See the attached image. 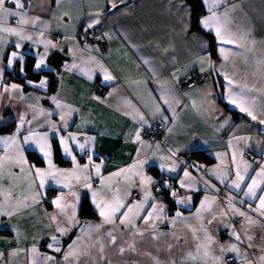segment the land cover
<instances>
[{"label":"crops","instance_id":"0c3cea01","mask_svg":"<svg viewBox=\"0 0 264 264\" xmlns=\"http://www.w3.org/2000/svg\"><path fill=\"white\" fill-rule=\"evenodd\" d=\"M24 2L26 7L22 11L28 23L20 25L10 18L7 26L22 27L24 36L32 39L0 33V84L3 85L0 87V127L13 125L10 132L0 133V137L17 136L14 145L0 144V157L12 158L5 159L4 167L0 168V205L4 211L12 213L0 215V230H4L0 233V253L3 254L0 264H45L43 258L48 256L65 264L63 251L82 235V229L80 247L90 254L81 255L80 264H155L153 257L161 264L170 261L181 264L187 253L195 249L196 241L190 228L199 230L202 225L213 240L212 249L217 244L235 243L228 235L233 228L244 238L242 225L248 222L228 210L230 196L236 208L258 223L247 227L254 247L249 248L246 243L239 245L241 251L249 253L248 258L237 257L231 252L224 257H233V264H249V261L259 264L257 257L264 255L260 250L264 245V227L261 226L264 217L250 210V206H258V200H250L242 191L226 185L235 179L239 167L245 175L241 187L246 191L250 178L264 167V124L259 123L264 118V0H224L217 9L219 14L226 13L221 21L239 45H222L229 50L227 61L219 54L214 31L211 34L215 39V58H212L207 36L190 29V7L185 0H124L115 9L111 7V0ZM6 7L12 8V5ZM207 15L206 11L201 18ZM89 24L102 31L107 53L102 54L94 43L79 41L81 27ZM45 43H48L47 52ZM13 52L17 53L16 58L12 57ZM30 56L35 60V71L44 70L49 74L35 81L27 79L26 84L15 79L6 80L7 70L24 74V64ZM41 56L46 67L36 69ZM210 64L216 68L211 69ZM105 70L112 76L111 80L104 79ZM191 72H200L204 79L199 84L179 89L180 81ZM225 74L233 79L236 102H243V106L250 108L258 118L256 121L228 103L229 86ZM42 80L48 81L47 86L36 87ZM96 83L104 86L100 97L94 95ZM13 84L19 87L12 90ZM165 92L170 105L159 99ZM53 96L64 107L57 108L52 102ZM220 99L247 119H236ZM41 109L52 115L41 114ZM62 115L67 127L63 126ZM141 115L146 124L139 119ZM21 118L24 120L22 127ZM155 124H161L163 129L157 139L148 134ZM51 125H56V129ZM32 133L48 136L51 160L56 169L71 172L76 167L72 156L81 168L89 165L87 183L91 188L85 185L83 173H77L79 182L70 178L69 187H64L63 178L57 183L46 177L44 187L40 188L35 168L46 170L48 163L35 142L24 143V138ZM137 133L140 141L135 138ZM69 135L76 137V141H68L72 156L64 153L60 143L62 137ZM53 141L58 144L66 164L54 161ZM79 143L86 145L83 151ZM29 150L34 151L42 163L31 161L27 156ZM194 151L207 152L212 161L185 156ZM247 151L252 152L256 160L246 157ZM21 154L26 164L14 162ZM139 161L144 163L132 168ZM93 165H100L99 175ZM122 169L131 171L114 175ZM136 171L143 177H150L154 183L141 185V177L133 176ZM154 171H158L159 176ZM185 172L190 173V179L185 178ZM225 173L227 178L221 183ZM181 181L185 182L183 188ZM117 190L126 205L139 203L148 195L141 216L152 210L149 205L159 204L164 210L163 222L156 220V228L147 231L140 219H136L135 228L121 225L119 219L114 224H103L99 209L92 202V193H100L97 199H110ZM172 192H176V196ZM60 196L64 197L61 204L70 206L65 212L74 211L76 220L81 222L64 237L52 231L57 223L67 219L52 203ZM84 199L90 202L95 217L81 218L79 209ZM180 200L185 203H178ZM241 200L245 203L241 204ZM202 202L206 208L210 205V210L201 211L197 219V209ZM124 211L126 207L120 210ZM221 211L227 214L221 216ZM177 212L180 218L176 217ZM53 215L57 216V221L50 219ZM97 224L103 226L98 230L88 227ZM137 230L144 232L143 237L133 236ZM109 231L116 236L115 244L110 242ZM156 233L165 235L153 239ZM52 235L60 240L61 253L47 247L52 243ZM198 235L203 237L204 232L198 231ZM101 244L103 259L99 252ZM128 244H135L136 250H127ZM119 247L126 251L120 254ZM187 264L200 262L188 261Z\"/></svg>","mask_w":264,"mask_h":264},{"label":"snow or ice","instance_id":"6c2138e0","mask_svg":"<svg viewBox=\"0 0 264 264\" xmlns=\"http://www.w3.org/2000/svg\"><path fill=\"white\" fill-rule=\"evenodd\" d=\"M202 2L206 6V11L209 13V15L202 17L198 21V25L201 27L202 30L207 31L209 34H211L213 31L215 32V36L218 41V46H219V54L222 56L223 60L227 61L229 59V56L227 52L229 50H226L222 45L225 44H231V45H236L237 40L235 37H233L227 29L224 27V24L221 21V16L226 15L225 14H219L217 9L220 7L222 3H224V0H202ZM118 3H124V0H111V7L113 9L117 8ZM7 4H11L12 8L6 7ZM26 4L24 0H0V33H9L12 35H16L23 38L27 39H32L31 36L25 37L24 36V29L17 28V27H10L7 26L8 20L10 18L16 19L17 22L20 25H25L28 23V20L25 18V14L23 13V9H25ZM20 10V11H17ZM93 25L89 24L88 27L91 28ZM50 43V42H49ZM19 47V45H17ZM52 47H56L55 44H52ZM48 50V43H45V52ZM12 57L16 58L17 53L13 52ZM22 59V57H21ZM210 60V56H209ZM12 61L9 60V65H11ZM147 63V61H145ZM42 66H45V59L43 56H41L39 62L35 65L36 69H41ZM65 67H69L68 65H65ZM71 67H75V65H72ZM222 67V66H221ZM211 69H215L216 65L210 64ZM203 72L204 69H201ZM91 78V77H89ZM104 79L111 80L112 76L107 73L105 70V76ZM224 79L227 81V84L229 86V96H228V103L234 104L241 112H244L247 114V116L251 117L253 121H256L258 118L257 116L253 113L250 108L243 106L242 103H237L236 99L234 98V90H233V79L229 77L227 74L224 75ZM31 83V82H29ZM48 84V81L42 80L39 85H36V87L39 88H45ZM0 87H3L2 84H0ZM19 86L18 85H11V89L15 90ZM238 87V86H237ZM5 91H9V89L5 88ZM163 91V88H162ZM170 91V90H169ZM52 102L56 105L57 108H62L60 102L57 100L56 96H53ZM160 100H162L163 104L165 105H170V101L168 98V93L165 92V94L161 95L159 97ZM159 110V106H158ZM41 114L51 116L52 113L48 112L45 113L43 109L40 110ZM70 115V113H68ZM264 115V114H262ZM141 121H144L146 124L147 121L144 119V116L141 115L139 117ZM61 121H63V126L67 127V121L65 120V116H61ZM24 120L21 118V127L23 126ZM260 124H264V118H261L259 120ZM53 129H56V125H51ZM19 129L17 130V134L19 133ZM31 131V130H30ZM33 137H35L33 141ZM136 140L140 141V135L139 133L136 134ZM48 136H37L35 133H32L30 136L24 138V143L28 144L30 142H35L36 147L39 149V152L43 154V157L47 160L48 163V168L46 170L40 169V168H35L33 165L32 167L35 168V176L39 178V187L43 188L45 183H46V177L51 178L53 180H56L57 183L61 182V178L65 181L64 187H69V183L67 181L70 178H75L77 182L80 181V176L77 173H83L84 174V182L85 185L89 188H91V184L87 183L89 180V176L87 175L89 165H85L83 168H81L77 162L75 156H72V151L71 148L69 147L68 141H76V137L69 135L68 137H62L60 140V143L63 145L64 148V153L68 156H72V162L73 164L76 165V167L71 171L68 172L66 170H60L56 169L55 166L52 164L51 160V145L48 143ZM92 139V138H90ZM17 143V136H10V137H0V144H4L6 146L14 145ZM79 148L81 151H83L86 147L84 143H79ZM5 159H12L11 157H0V168L4 167V161ZM91 156H89V164H91ZM15 163L17 164H26L27 161L23 159L22 154L17 157L14 160ZM144 161H139L137 164H134L132 168H139ZM95 168L96 174L99 175L100 172V165H93ZM171 171H174L175 169H170ZM21 171H24L23 168H21ZM131 171V169H122L120 172L115 173L114 175L120 176L122 173H126ZM245 172H247V167L245 169ZM133 176H140V183L141 185H146V184H153L154 181L151 180L150 177H143L140 171H136L133 173ZM185 178L190 179V173L185 172L184 173ZM227 178V173H225L224 179H221V183L225 182V179ZM111 179V177H109ZM131 179V178H129ZM251 183H248L246 185V191L241 187V185L245 181V175H242L239 167H237L236 173H235V179L231 181L230 185H226L227 187L230 188H235L239 191L243 192V195L250 200L255 199L258 200V206L255 208H251L250 210L252 212L258 213L260 217H264V167L261 168L260 172H257L254 177H251ZM103 183V180H102ZM180 187L183 188L185 187V182L181 181ZM145 191H147L145 189ZM259 191V195H258ZM93 204L95 205V208L99 209V215L102 218L103 224H114L116 219L120 220L121 225L128 226L130 228H135V223L136 219L143 220L145 227V231H147L149 228L155 229L156 228V220H161V223L163 220L161 219L162 213H163V206L159 204H152L149 205V207L152 209L151 211H148L146 215L141 216V212L145 210V205L148 202L149 196L145 195V199L139 203L136 204H128L126 205L124 203L123 198L121 197L119 191L117 190L116 192L111 194L110 199H97V197L100 195L99 192L93 191ZM128 195H131L129 192ZM173 196H176V192H172ZM64 197L60 196L57 197L55 200L52 201L53 204L57 207V209L61 210V213L67 217L66 220H62L61 222L57 223L55 227L52 229L53 232L59 233L61 237L67 236L71 231L72 228L75 227L76 225L80 224L81 222L79 220H76L75 218V212L72 211L70 214L65 212V209L70 207L68 204H61V200H63ZM154 199V198H153ZM205 201H207V197L205 198ZM233 197L228 198V210L231 211L234 215L239 216V217H244L247 220V225H242V228L244 229L243 233V239H242V234L238 232L235 228L232 229L231 233L228 235L231 238H234L236 241L234 242H229L227 244H217L215 249L211 248V245L213 244L212 238L208 235L207 230L204 229L201 225V228L198 230L196 228H190L192 238L196 241L195 249L194 251H189L187 253V256L185 257V260L181 262V264H187L188 261H199L200 264H209V260H211L212 264H228V261L224 259V256L231 252L235 253L237 257L247 259L249 256V253L246 251H241V248L239 245L241 244H247L249 248L254 247V245L251 243L252 241V236L247 234V227L248 225L258 223V221H254L251 219V217L245 213L244 211H241L239 208H236L233 203ZM33 202H37L33 200ZM178 203H185V201L180 200ZM241 204L245 203L244 200L240 201ZM127 208V211L120 212L122 208ZM203 210H210V205L208 208L205 207V203L202 202L201 208L197 209V219L200 217V213ZM117 213H120L119 216H117ZM227 213L225 211H221L220 215L225 216ZM0 215H12L11 212L4 211L3 205H0ZM181 214L179 212L176 213V217L180 218ZM216 217L213 216V219ZM51 220L57 221V216L53 215L50 217ZM211 221H209L210 223ZM173 224L176 223V220L172 221ZM103 225L102 224H97V225H89L88 227L90 228H95V229H100ZM228 225H225L227 227ZM264 227V225H261ZM198 231H203L204 236L201 237L198 235ZM82 235L77 236L76 239L72 240V242L67 246V249L63 251L62 254V259L65 262V264H80L79 257L81 255L88 256L90 253L86 248H81L80 247V242L83 239V229L81 230ZM108 237L110 238V242L112 244L116 243V236L113 234V231L107 232ZM144 232H141L137 230L136 232L133 233V236H141L143 237ZM159 235H165L164 233H156L155 236L152 238L155 239ZM177 239H179L177 237ZM52 243H49L47 247L49 249H52L56 253H61L62 248L58 246L60 244V240L57 238L56 235L51 236ZM99 243V241H97ZM172 246L169 245V249ZM127 250L130 251H135V244H128L127 245ZM261 252L264 253V245L261 246ZM36 249L33 247V252H35ZM126 251L124 247H119V253L123 254ZM99 252L101 254V259H103V252H104V247L101 244L99 248ZM218 253V254H217ZM2 253H0V257H2ZM45 261V264H47L48 261H53V264H61L60 261L55 260L54 257L48 256L43 258ZM153 260L155 261V264H161V262L156 258L153 257ZM257 260L259 264H264V255H260L257 257ZM169 264H176L175 261H170ZM249 264H257V261H249Z\"/></svg>","mask_w":264,"mask_h":264},{"label":"trees","instance_id":"16d2710c","mask_svg":"<svg viewBox=\"0 0 264 264\" xmlns=\"http://www.w3.org/2000/svg\"><path fill=\"white\" fill-rule=\"evenodd\" d=\"M185 2L189 5L190 7V29L193 31H198L204 35L207 36L208 41H209V47H208V51L210 53V55L212 56V58H215V47H214V36L212 34H209L207 31L202 30L201 27L198 25V21L200 20L201 16H203L206 13V9L204 8L201 0H185ZM85 26V25H84ZM83 27H81L82 29ZM80 29V30H81ZM54 55L51 54V60L52 62H54V59L52 58ZM34 58L32 56L28 57L25 61L24 64V74H17L14 73L12 71L7 70L6 71V80L9 79H15L17 81H20L22 84H26L25 81L27 79L29 80H37L39 77H41L42 75H48L49 72H46L44 70L42 71H35L33 66H34ZM51 73V72H50ZM26 88V86H25ZM220 102H222V100L220 99ZM224 105V103H223ZM225 106V105H224ZM233 115L236 119H247L244 115H242L241 113L230 109L227 105L225 106ZM13 125L9 124L8 126H4V127H0V133H6V132H10L12 130ZM264 134V131H263ZM264 137V135H263ZM252 153V152H251ZM253 154V153H252ZM194 156L195 158L198 157L199 159L204 160L205 162H211L212 161V157L204 151H194L191 152L185 156ZM27 156L28 158L35 162V163H42V159L32 150L27 151ZM191 156V157H192ZM253 157H255L253 155ZM53 158L54 161L58 164H66L67 160L64 159L62 157L60 148L58 146V144L53 141ZM154 173H156L157 176H159V172L154 171ZM171 182V180H170ZM174 182V181H173ZM159 183V182H158ZM79 214L81 216V218L83 219H90L95 217V212L93 211L90 202L87 199H84L81 203L80 209H79ZM4 232V230H0V233Z\"/></svg>","mask_w":264,"mask_h":264},{"label":"built area","instance_id":"2783aa9c","mask_svg":"<svg viewBox=\"0 0 264 264\" xmlns=\"http://www.w3.org/2000/svg\"><path fill=\"white\" fill-rule=\"evenodd\" d=\"M83 28L78 33V38L81 43H87V44H96L101 53L105 54L107 53V46H106V40L103 36V33L99 29H95L93 27L89 28L88 25H83ZM204 79V75L200 72H191L189 73L182 81L179 83V89H185L186 87L193 85V84H199ZM104 91V86L100 83L95 84V90L94 95L97 97H100L101 94ZM151 131L148 133L153 139H157L162 134V125L161 124H155L151 127ZM264 135V134H263ZM246 157L254 158L253 154L250 151H247L245 153ZM136 196V195H133ZM228 261V264H233L234 259L231 256L224 257Z\"/></svg>","mask_w":264,"mask_h":264},{"label":"rangeland","instance_id":"374dc122","mask_svg":"<svg viewBox=\"0 0 264 264\" xmlns=\"http://www.w3.org/2000/svg\"><path fill=\"white\" fill-rule=\"evenodd\" d=\"M250 158V157H249ZM259 159V158H258ZM255 160H256V157H255Z\"/></svg>","mask_w":264,"mask_h":264}]
</instances>
